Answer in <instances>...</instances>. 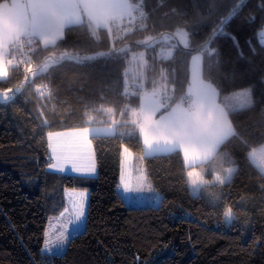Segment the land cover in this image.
Segmentation results:
<instances>
[{"label":"trees","instance_id":"obj_1","mask_svg":"<svg viewBox=\"0 0 264 264\" xmlns=\"http://www.w3.org/2000/svg\"><path fill=\"white\" fill-rule=\"evenodd\" d=\"M134 1L144 21L121 37L86 21L68 25L50 45L30 39L29 70L17 62L0 79V96L11 95L0 101V264H264V175L248 158L264 143V44L257 39L264 0ZM164 36L173 48L156 63L173 99L183 95L189 58L199 52L203 80L220 94L250 86L252 104L228 112L233 132L217 152L230 154L234 170L214 202L192 194L189 168L173 150L143 156L163 203L126 206L121 156L142 153L132 114L139 89L126 80L127 60L147 46H168ZM104 124L116 130L90 136L94 177L46 168L49 133ZM65 188L87 194L86 231L61 254L41 255L47 214L64 208ZM226 206L236 216L231 225Z\"/></svg>","mask_w":264,"mask_h":264},{"label":"rangeland","instance_id":"obj_2","mask_svg":"<svg viewBox=\"0 0 264 264\" xmlns=\"http://www.w3.org/2000/svg\"><path fill=\"white\" fill-rule=\"evenodd\" d=\"M8 1V0H4ZM129 5H127V13L124 14L120 12L123 10L120 8L118 13H112L113 16L116 17V22L112 27L116 28L121 24L122 21L126 20L127 22L134 23L138 22V17L136 16L135 8L136 2L134 0H126ZM97 5L101 9V11H105L112 3L111 0H99L97 1ZM137 2H141V0H137ZM48 5H51V0H36V7L43 14L44 11H47L49 8ZM126 6V3H125ZM135 6V7H134ZM139 8V14L142 16L144 13L143 8ZM136 8V9H137ZM115 12V10H113ZM9 12L8 9L4 10V14ZM102 13V12H101ZM48 19L53 18L52 14L46 16ZM137 17V18H136ZM12 18V17H11ZM35 18V22L32 23V26L35 27V23L37 28L41 29L45 26V22L39 23L40 20ZM133 18V19H132ZM13 19V18H12ZM12 19L6 20L3 19V23L8 24V27L4 26V30H0V51L6 50L9 43L11 44L13 40L17 41L19 38H15L10 41L17 30L12 27ZM113 28L110 27L108 31H110V35L114 36ZM126 33V32H123ZM175 34L178 36V39L181 42H185V36L182 31H176ZM116 35L119 37L122 36V32H116ZM10 36V37H9ZM27 38V37H26ZM170 37L164 36L163 41L165 43H169L168 46L163 45L162 47H155L153 45L147 46L143 49H139L131 53L130 57L127 60V67L125 69V77L128 83H133V86L138 88V102L137 106L132 109V114H134V121L136 122L137 128L140 136H143L145 140V148L142 146V153L133 154L134 156V172L136 167H140L144 169L143 166V156H149L151 154H159L170 152L177 147L182 146L185 148L187 142H191L197 139V146L199 148L200 158H204L205 155H211L204 165H199L192 172H190L191 182L197 181L201 183L202 180L207 179L206 185L202 191V194L206 196L211 202H214L217 194L221 193V186L227 182L234 170V165L232 163V159L230 154L227 151H223L224 153L218 154V148L222 141L228 137L232 132L233 128L231 122L228 118V112L231 110L243 108L252 104V95L250 86H246L243 88L236 89L229 93L220 94L219 91L215 88L211 83L203 80L201 74V65H202V55L199 52H195L191 54L189 58V81L184 90L183 95L180 98L173 99L171 95L172 86L166 82V80L162 76V71L157 68L156 59L159 57H163L169 55L171 53V49L173 48L174 42L169 40ZM257 39L261 44H264V25L257 33ZM155 40V39H154ZM30 41V40H29ZM157 41V39L153 42V44ZM13 44V43H12ZM10 51L7 55L6 63L7 65H15L18 61L10 58ZM161 67V66H160ZM29 70V65L28 68ZM161 73V77H159L158 72ZM160 79V81H159ZM127 84V83H126ZM171 92V93H170ZM11 93V92H9ZM155 93V98H149L147 105L142 107V102L144 101L146 94ZM194 94L203 97L206 102V106H208V111H215L218 122H215L211 125L208 120H206V113L201 112L202 110L197 108L198 111L195 114H179L175 112V107H182L184 109L191 108V96ZM143 96V97H141ZM149 97V96H148ZM185 98H190L187 102ZM8 99V98H7ZM159 99V101H158ZM157 101V104L156 102ZM157 107H155V106ZM206 109V107H205ZM204 109V110H205ZM158 110L155 115V111ZM195 110V111H196ZM201 110V111H199ZM220 110V111H219ZM221 113V115L219 114ZM210 117V115L208 114ZM115 125L114 124H104V125H92L87 126L85 129H80V132H76L77 134H73L70 132H60L55 133L59 139L58 143L52 144L51 151H49V157L52 152L62 153L67 155L70 158L76 157L81 153H85L88 156L93 155L92 144L89 142L88 137L91 135H111L115 133ZM70 131V130H66ZM78 131V130H71ZM51 134L50 137H52ZM55 135V136H56ZM223 135L225 138L217 145L214 152L215 144H217L219 137ZM87 137V138H86ZM65 139V144L61 140ZM71 140L69 144L66 141ZM49 145V144H48ZM51 147V146H50ZM56 148V149H55ZM185 150V149H184ZM198 152V150H197ZM229 157V160H228ZM249 160L257 167V169L264 175V143L258 145L257 147L251 149L248 152ZM230 161V164H229ZM52 173H56L58 175H72L79 176V174H74L70 170H67L63 173H60L56 170H49ZM145 171V169H144ZM214 173V178L208 179V175ZM146 174V172H145ZM96 173L92 176L94 177ZM149 180V179H148ZM150 182V180H149ZM151 183V182H150ZM152 185V184H151ZM193 192V189H192ZM120 194L123 196L126 205H128L129 200H135L136 202L129 205L131 207L135 206H152L153 199L157 192L152 186V190L145 189L141 192H135L128 195V193H124L123 189L120 188ZM65 197V193H64ZM66 199V198H65ZM67 205V200H65V206ZM64 206V207H65ZM64 209V208H63ZM63 209L58 214L48 213L47 214V222L49 223V219L51 218V223L53 226V230H55L56 234H58L60 225L62 223H66V221L59 220L58 217ZM186 217H190V213H186ZM249 224V223H248ZM246 224V225H248ZM71 227V225H70ZM44 240V238H43ZM68 243L64 246V250L67 247ZM63 250V251H64ZM43 251V245H42ZM63 251L59 247L55 245L52 247L51 254H61ZM46 255H51L45 252Z\"/></svg>","mask_w":264,"mask_h":264},{"label":"crops","instance_id":"obj_3","mask_svg":"<svg viewBox=\"0 0 264 264\" xmlns=\"http://www.w3.org/2000/svg\"><path fill=\"white\" fill-rule=\"evenodd\" d=\"M97 1L99 0H51V5H48L49 8L47 9V11H44L43 14L36 7V0L2 1L0 2V30H4V26L8 27V24L6 25V23H3V19L6 18V20L8 19L10 20L13 18L12 27H14L17 30V32L14 34L15 36H13V38L10 39V41L15 39L16 37L17 38L27 37L31 40L39 41V43L42 46H46V45H50L54 43L57 39L61 38L63 35L64 28L68 25L77 24V23H81L82 21H86L91 28H94V29L104 28L108 31L110 27H112L115 23H117L116 22L117 16H113L112 13H116V12L118 13V10L120 8L123 9L120 12H123L124 14L127 13L126 7L127 5H129V3L126 0H111L112 1V3H110L111 6H109L105 11H101L99 6L97 5L98 3ZM125 3H126V6H125ZM5 9L9 10L8 13L6 12L7 13L6 16L4 14ZM113 10H115V12ZM49 14H52L54 17L48 19L46 16H49ZM33 15L40 20L39 23H43V21L45 22V26L43 28L41 29L37 28L36 23H35V27L32 26V23L35 22V18H33ZM15 41L13 40L12 43H14ZM12 43L11 44L9 43V46H7L6 50L0 51V79L4 78L7 74L8 65L6 63V60H7L6 58L9 53L10 46L12 45ZM146 95L147 97H145L144 101L142 102V107L144 108L147 105L149 98H155L153 97L155 96V93H150ZM155 102L157 104V101ZM190 104L192 105L190 109H184L182 107H175V112L182 114V115L183 114H195L198 112L196 109L199 108L202 110V111L201 110L199 111L207 114L206 120H208L211 125H215L213 123L218 122L215 120L217 119V117H216L214 110H211V112L210 111L207 112L208 106H206V102L203 99V97L194 94L193 96H191ZM157 112L158 110L154 112L155 115L157 114ZM208 114L210 115V117L208 116ZM219 114L221 115V113ZM80 129H83V128L70 129V131L62 130V131H57L55 133L70 132L73 134H77L76 132H80ZM71 130H78V131H71ZM55 133L51 132L47 135V143L49 144L48 151H51L52 148H54V146L52 147V144L55 143V147H56V143H58L57 139L59 138ZM51 134L53 135L52 137L49 138ZM90 136L88 137L89 142H90ZM140 137H141L142 146L144 149L145 140L143 136H140ZM224 138L225 137L223 135L219 137L217 144H215L213 153H215V149L217 145L220 144V142ZM61 141H63L65 144V139ZM66 142L67 144H69L71 140H68ZM175 150H179L181 152L184 164L186 167L189 168L187 172V178H188L190 190L192 192V188L190 186L192 184L191 179H190V172H192L196 167L198 168L199 165L201 164L204 165L206 162H208L211 159L212 156L211 155L207 156L204 154V158H200L203 153L199 155L197 139L191 142H187L185 145V148H183L182 146H179ZM127 156L131 157L133 167H134V164H135L134 156L129 151H128ZM209 157L210 159H208ZM212 178H214V173H211L208 175V179H212ZM206 182H208V180L204 178V180H202V182L199 183L200 190L197 191L195 195L202 194V191L206 185ZM129 194H131V192L128 193V195ZM156 205L157 204H153V206H156Z\"/></svg>","mask_w":264,"mask_h":264},{"label":"snow or ice","instance_id":"obj_4","mask_svg":"<svg viewBox=\"0 0 264 264\" xmlns=\"http://www.w3.org/2000/svg\"><path fill=\"white\" fill-rule=\"evenodd\" d=\"M46 168L48 170H56L60 173L65 172L67 169L74 174L87 177L96 173L97 165L94 154L88 156L85 153H81L76 157L70 158L65 154L52 152L48 162L46 163ZM190 186L193 189V195L200 190V185L197 181H193ZM118 187H121L123 192L126 194L130 192H141L145 189L152 190V185L149 182L144 169L136 167L134 172L131 157L124 155L121 156ZM86 195L85 191H77L73 189L69 192V190L65 188L67 205L60 213L58 219L66 221V223H62L60 225L58 234H56L55 230H53L51 218L49 219V223L45 226L43 232L44 240L41 255H44L45 252L51 254L52 247L54 245L63 251L64 246L67 243L76 239L78 236L83 235L87 228L85 220L87 211ZM135 202V200H129L128 205L126 206ZM153 203L157 205L163 203V198L157 193L155 194ZM223 218L226 225H231L232 221L236 219L231 207L226 206L224 208ZM137 260H139L138 257Z\"/></svg>","mask_w":264,"mask_h":264},{"label":"built area","instance_id":"obj_5","mask_svg":"<svg viewBox=\"0 0 264 264\" xmlns=\"http://www.w3.org/2000/svg\"><path fill=\"white\" fill-rule=\"evenodd\" d=\"M145 15L142 16L141 19L137 23H134V25H131L132 23L126 22L123 24L120 29V27L113 28L114 37H118L116 35V32L121 33L122 31L130 30L131 28L136 27L137 25H141L140 23H143ZM123 33V32H122ZM29 38L26 37H21L17 41H15L11 46H10V58L15 59L18 61V63L22 66L23 69H27L28 65L30 63V54L28 50V43H29ZM8 97H11L10 94L4 95L2 94L0 96V101L6 100ZM190 100L189 98H185V101L187 102Z\"/></svg>","mask_w":264,"mask_h":264}]
</instances>
